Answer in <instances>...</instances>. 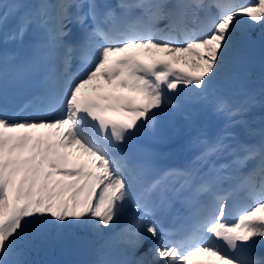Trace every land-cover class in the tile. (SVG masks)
<instances>
[{
    "label": "snow or ice",
    "instance_id": "snow-or-ice-1",
    "mask_svg": "<svg viewBox=\"0 0 264 264\" xmlns=\"http://www.w3.org/2000/svg\"><path fill=\"white\" fill-rule=\"evenodd\" d=\"M116 7L119 13L103 0H41L34 10L21 2L0 4L6 39L22 40L33 26L42 34L26 68L34 92L23 105L11 90L20 72L7 60L0 64V264H25L21 257L37 239L63 242L79 239L77 230L110 229L129 204L140 215L122 230L126 242L139 247L145 233L155 240L145 254L151 259L136 264H264L249 252L264 243V127H250L249 97L234 103L217 98L216 111L229 124L213 139L201 134L194 141L207 171L170 170L146 181L148 165L126 150L138 134H156L159 117L184 112L189 94L206 100L220 74L254 42L255 29L264 41V0H121ZM73 23L80 35L67 41ZM78 50L83 64L73 72ZM161 52L171 58H156ZM105 84L110 91H96ZM89 85L96 94L81 95ZM233 125L260 140L243 142L228 131ZM74 146L82 156L72 159L68 149ZM221 156L233 159L218 165L212 158ZM249 161L255 165L238 185L221 187ZM172 176L183 178L175 192L195 186L197 194H208L179 229L166 228L154 211L153 196ZM236 192L247 202L233 220L229 201ZM199 254L215 259L193 261Z\"/></svg>",
    "mask_w": 264,
    "mask_h": 264
},
{
    "label": "rangeland",
    "instance_id": "rangeland-1",
    "mask_svg": "<svg viewBox=\"0 0 264 264\" xmlns=\"http://www.w3.org/2000/svg\"><path fill=\"white\" fill-rule=\"evenodd\" d=\"M204 2L205 4H208L207 0H204ZM255 30H257L259 34H256L254 37V31L251 33L254 42L245 47L240 55L229 64L224 72L220 74L218 79L214 82V85L220 87L215 88L216 90L212 94L215 95L214 98L223 96L229 103L238 102L249 97L250 104L246 118L251 121V128L260 129L264 127V97L260 99L255 97L254 89L257 86H254L253 89V84L249 80L248 74H246L244 70H240V66H250L248 60H260L264 62V42L261 41L259 36L260 29L257 28ZM174 63L176 66H181L182 64V62ZM189 97L194 100L199 99L192 97L191 94H189ZM208 100L209 96L206 100L200 99L196 105L191 106L199 108ZM183 103L185 107V102ZM169 112H171V110H169ZM212 118V122L218 119V117ZM246 133L247 134L244 133V135H249L248 132ZM248 137L249 139H253V143H257L260 140L259 135L245 136L244 139H248ZM68 151L77 157L82 156V153L79 152L75 146L68 149ZM83 159L87 160L88 158L83 157ZM128 211L130 217L140 215V212H137L131 204L128 205ZM130 217L128 220H131ZM110 231L111 228L104 229L101 233H94V235H92L93 232L77 230V236L80 237L79 239H72L63 242H55L51 240L42 241L37 239L33 241L34 246L27 249L26 254L22 256L21 259L25 261L27 258H39L41 260V258L47 256L52 260V264H96L99 260L105 261L106 264H124L123 262H125L126 258L128 259L134 255L133 251L136 248H133L131 244L126 242L129 239L128 234L123 235L120 231L105 237L106 233H109ZM148 243L149 237L144 240V244ZM151 247L152 245L144 249V251H148ZM55 256L58 258L57 260L54 259ZM148 257L142 259H149ZM257 258H264V256H258Z\"/></svg>",
    "mask_w": 264,
    "mask_h": 264
},
{
    "label": "bare ground",
    "instance_id": "bare-ground-1",
    "mask_svg": "<svg viewBox=\"0 0 264 264\" xmlns=\"http://www.w3.org/2000/svg\"><path fill=\"white\" fill-rule=\"evenodd\" d=\"M16 1V0H15ZM18 1V0H17ZM28 0H25V2ZM121 1V0H117ZM215 9H213L211 12L215 13ZM160 26H164V24H160ZM135 52H138L140 50H134L131 49ZM162 53V52H161ZM160 53V54H161ZM123 55L122 53L116 54V56L112 57V59L118 58V56ZM140 57L142 59H148L149 56L141 54ZM164 57L166 59H169L171 57L167 56L164 54ZM169 57V58H168ZM179 67H183L186 70H193L191 68V65L184 64L182 62L181 66L178 65ZM176 66V67H178ZM100 83H104L103 81H100ZM220 86L214 85V88L212 92L209 95V100L205 102L203 105H201L199 108H194L191 105H196L200 99H189L188 101L185 102V107H184V112H179L175 114L174 116L171 115H163L158 118L160 121V128L157 131L156 134L150 135L151 137H155L156 139L164 142L167 145V152L168 154L172 157V163L176 162V157L179 155L181 156L182 154L193 161V163L187 164V169L189 168H199L202 172L207 171L208 165L204 164L201 165L197 161V157L200 154L201 148L194 142L195 139L200 136L201 134L206 135L209 139L215 138L218 134H220L222 131L225 130V126L229 124V119L226 115L219 113L216 111V103H217V98H223L226 100L223 96L220 97H215L212 93L216 90L215 88H219ZM88 92V95H95L96 92L93 91V88L91 85L86 86L85 89ZM110 91V88L108 85H104L102 89H97L96 91ZM125 94L128 95H136L135 93H129L128 90L124 89L121 90ZM227 101V100H226ZM188 104V107H187ZM190 114L191 115V121L185 119V114ZM212 117H218L217 120L212 122ZM45 133H48L50 131L54 130H49V129H43ZM163 130V131H162ZM228 131L234 132L238 135L239 139L242 140L245 143H253V139L248 137V139H244L245 136H251V135H244L247 134V130L241 126V125H233L228 128ZM55 139V137H53ZM248 140V141H247ZM74 150V149H73ZM80 152V151H79ZM216 161V163L219 164H224L233 159V157L230 156H221L219 159H216L213 157ZM191 191H195V187L191 188ZM130 217L128 207L127 210L125 211L124 215L121 217L122 219L119 220V222H116L113 224L111 227V231L109 233H106L105 237H108L110 234L112 235L113 233L115 234L116 232L120 231L122 232L123 235H126L127 233L123 232L122 230L125 229V227L130 224L133 220L134 217H130L131 220H128ZM92 234V233H91ZM105 234V233H104ZM121 234V235H122ZM94 235V233L92 234ZM146 237H149V243L144 244L143 242L139 245V247H136L134 249V255L132 257H129L128 259L126 258L124 264H131L132 261L146 258L148 257L151 259L150 255H145L148 253V251H144L147 247H150V245H153L155 243V240L147 233H145ZM97 236V235H96ZM95 236V237H96ZM124 238V236H123ZM126 246V245H125ZM130 249V247H129ZM254 253L255 256H264V244L263 243H258L254 247L250 249ZM199 255H205L208 257L207 254H199ZM120 264V263H116ZM162 264V262H161Z\"/></svg>",
    "mask_w": 264,
    "mask_h": 264
},
{
    "label": "trees",
    "instance_id": "trees-1",
    "mask_svg": "<svg viewBox=\"0 0 264 264\" xmlns=\"http://www.w3.org/2000/svg\"><path fill=\"white\" fill-rule=\"evenodd\" d=\"M259 34L257 30H254L253 36ZM260 36V35H259ZM264 42V41H262ZM263 60V59H261ZM250 66H241V69L249 74V78L254 86H257L255 91V97L257 99L264 97V62L260 60H248ZM44 261H47L44 260ZM25 264H41L36 262L35 260H27Z\"/></svg>",
    "mask_w": 264,
    "mask_h": 264
},
{
    "label": "water",
    "instance_id": "water-1",
    "mask_svg": "<svg viewBox=\"0 0 264 264\" xmlns=\"http://www.w3.org/2000/svg\"><path fill=\"white\" fill-rule=\"evenodd\" d=\"M183 161L185 162V159Z\"/></svg>",
    "mask_w": 264,
    "mask_h": 264
}]
</instances>
